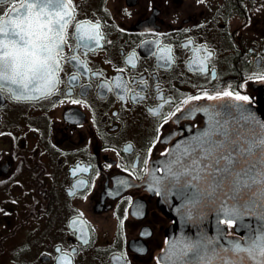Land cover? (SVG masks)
Instances as JSON below:
<instances>
[{
    "label": "flooded vegetation",
    "instance_id": "flooded-vegetation-1",
    "mask_svg": "<svg viewBox=\"0 0 264 264\" xmlns=\"http://www.w3.org/2000/svg\"><path fill=\"white\" fill-rule=\"evenodd\" d=\"M19 3L0 0V21ZM72 8L52 92L16 97L0 82V264H161L176 224L168 154L204 109L264 107V0ZM223 91L250 99L183 103Z\"/></svg>",
    "mask_w": 264,
    "mask_h": 264
},
{
    "label": "snow or ice",
    "instance_id": "snow-or-ice-1",
    "mask_svg": "<svg viewBox=\"0 0 264 264\" xmlns=\"http://www.w3.org/2000/svg\"><path fill=\"white\" fill-rule=\"evenodd\" d=\"M53 6L55 11L50 10ZM6 15L9 18L0 21V81L18 85L24 90L50 94L58 80L61 46L66 43L65 30L74 16L72 0H29V2L20 0L19 7L14 5ZM83 27L78 24L77 30ZM92 27L97 31L94 35H89V39L99 44L101 38L98 32L99 26ZM72 59L75 60L76 57ZM72 79L75 80L76 77L73 76ZM222 96L241 102H248L250 99L239 92L223 91L214 96L205 92L203 97L191 96L183 103L188 104L189 101H199L205 97L215 101ZM71 102L80 103L81 101L72 100ZM179 110L177 108V111ZM204 111L209 110L204 109ZM260 127V138L255 143L256 147L262 149L259 161L248 160L244 156L245 151L251 152L253 145L243 143V133L240 129L222 124L219 120L211 122L210 116L209 126L184 147L179 158L171 162L182 165L184 171L181 174L190 177V180L185 181L186 185L191 181L202 179L200 174L206 172L207 176L203 179L214 181L205 190V195L209 198L218 199L216 190L223 191L224 180L231 178L229 192H225L224 195L233 202L232 207L228 208L227 204L222 205L229 225L232 224L240 208L248 210L257 205L264 208V124ZM257 164L260 167L255 176L241 179L242 174L249 176V173L257 168ZM238 167L239 170H237ZM168 171L173 177L179 179L171 166L168 167ZM218 173L220 179L216 180ZM193 186L198 188V185ZM192 195L198 197L199 190ZM257 240L258 243L254 240L253 246L247 249H241L237 244L235 251L237 253L247 251L252 255L258 250V255L264 258V235L258 236ZM193 251L200 264H215L217 258L221 264H239L236 260H224L217 253L211 257L201 256L197 245L185 246V253ZM258 264H264V259L258 261Z\"/></svg>",
    "mask_w": 264,
    "mask_h": 264
},
{
    "label": "water",
    "instance_id": "water-1",
    "mask_svg": "<svg viewBox=\"0 0 264 264\" xmlns=\"http://www.w3.org/2000/svg\"><path fill=\"white\" fill-rule=\"evenodd\" d=\"M26 2H29V0ZM6 85L13 91L21 92V88L18 85L10 82H6ZM263 110L264 107H261V112L257 110V113L253 114L244 107H215L207 114L205 124L196 133V136L200 135L209 126L211 116V122L219 120L222 124L240 129L243 133V140L245 139L243 143L254 146L251 152L245 151L244 156L248 160L259 161L262 156V149L261 147H256L255 143L260 138L261 127L256 123L264 119ZM246 136H254L255 138L246 140ZM233 156H235V153H233ZM244 167H247V165H244ZM259 167L260 165L257 164V168L253 169L249 176L242 174L241 179H249V177L255 176ZM237 170H239V167ZM181 173L177 174L179 179L173 176H165V178H174V181L166 183L185 185L188 188L186 192L190 194L191 200L189 201V198H187L180 208L172 204L166 207L168 212L174 210L175 216L172 215L177 225L171 231L167 246L162 254L163 264H200V261L196 259L195 251L185 253L187 244L197 245L201 256L211 257L214 253H217L224 260H236L239 264H258V261L264 259L258 255V250L257 253L252 255L247 251L238 253L235 251L237 244L241 249H247L253 246L254 240L257 243L259 242L257 240L258 236L264 235V218H262L264 208L258 205L248 210L240 208L239 213L232 222L239 226L240 229L238 230L244 229L245 239L242 240L238 236H227L225 230L226 217L222 205L227 204L228 208L232 207L233 202L224 195L225 192H229L231 178L224 180L223 191L220 189L216 190L217 199L209 198L205 195V190L209 188L211 183H214V181L203 179V177L207 176L206 172L200 174L202 179L191 181L188 185L185 184V181L190 180V177H186ZM219 179L220 174L218 173L216 180ZM193 185H198V188ZM198 190L200 195L198 197L193 196L192 193ZM215 264H221L218 258L215 260Z\"/></svg>",
    "mask_w": 264,
    "mask_h": 264
}]
</instances>
